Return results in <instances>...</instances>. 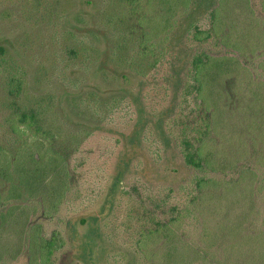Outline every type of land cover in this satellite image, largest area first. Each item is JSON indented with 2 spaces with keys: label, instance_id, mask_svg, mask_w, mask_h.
<instances>
[{
  "label": "rangeland",
  "instance_id": "374dc122",
  "mask_svg": "<svg viewBox=\"0 0 264 264\" xmlns=\"http://www.w3.org/2000/svg\"><path fill=\"white\" fill-rule=\"evenodd\" d=\"M94 9L86 0H0V42L25 44V55L9 47L26 71L22 100L46 118L39 152L56 151L41 164L0 153V264H34V231L51 242L47 264H152L135 249L139 226L186 206L183 236L149 240L154 262L177 264L176 247L191 243L193 264H264V0H193L175 33L174 45L190 25L206 29L207 41L187 38V54L223 57L207 73L210 128L188 58L174 63L169 52L130 79L97 69L90 43L105 41L85 29ZM85 41L84 54L71 52ZM4 100L0 78V115ZM140 107L145 124L127 142ZM196 123L219 167L206 173L215 182L203 198L181 150L183 129L193 142Z\"/></svg>",
  "mask_w": 264,
  "mask_h": 264
},
{
  "label": "trees",
  "instance_id": "16d2710c",
  "mask_svg": "<svg viewBox=\"0 0 264 264\" xmlns=\"http://www.w3.org/2000/svg\"><path fill=\"white\" fill-rule=\"evenodd\" d=\"M86 2L95 7L90 24L88 23V26L85 27L86 32L98 35L105 41L104 48L95 42L90 43L91 46L95 45L97 56L93 60V64L97 61V69L102 73L112 70L114 75L130 79L137 76L144 77L169 52L174 63L182 56L188 58L187 63L190 64L188 72L193 81L197 83V97L201 100L202 112L205 114L203 124L210 128L212 108L207 91V73L212 67L219 68L218 65L223 57H215L207 52H203L202 55H199L198 52L187 54L192 48V45L187 42L188 37H191L190 41L197 43L207 41L212 37L210 31L197 25H190L187 33L178 40V44H173L177 29L182 27L183 20L191 11L193 0H86ZM214 13L217 22L219 10L216 9ZM75 28L80 31L77 27ZM80 28L82 29V27ZM216 28L215 26V30ZM10 45L7 46L0 42V78L4 79L7 91V100L1 103L2 108L8 107V114L0 115V128L7 127L8 129L0 134V153L9 152L15 161L27 155L37 164L46 163L56 155V151L52 150V147V149L48 148L46 156L39 152L40 142H45L50 138L48 130L45 128L46 118L43 117L37 106L23 102L22 94L26 92L27 83L25 67L21 58L14 55L9 48L17 50L19 55H25L23 53L25 44L19 43L17 40L11 42ZM78 45V50L73 49L71 52L84 54L88 48L87 42L78 43ZM184 49L185 52H183ZM188 91L189 89L186 92ZM136 98L137 96H133L135 103ZM141 109L140 107L138 110V120L133 132L130 135H123L127 142H131L132 138L137 135L141 124H145L144 121H141ZM262 116L261 120L263 121L264 115ZM201 127L198 123L191 127L190 134L193 136V142H191L192 139L188 132L183 129L181 150L186 164L197 172L195 173V176L198 177L196 184L201 192L199 196L203 198L205 190L215 182V178L206 173L216 171L219 167L208 155L207 139L200 137ZM36 148L38 149L36 150ZM247 171L255 172L248 169ZM193 207V210L192 208L189 210L191 215H194V210H198L199 205H193ZM187 210V206L182 208L165 222L158 219L156 227L139 226L140 232L137 247H135L137 252H141L145 258L150 259L152 264H159V262H154L155 251L152 247L150 248L149 240L163 235L168 237L183 236L177 226ZM201 232L203 235H207L204 227ZM27 236H29V244L33 249L34 264H47L53 250L51 242L46 240L40 231H34ZM187 245L188 247L185 249L176 247L175 260L177 264H193L192 254L196 251V247L191 243Z\"/></svg>",
  "mask_w": 264,
  "mask_h": 264
}]
</instances>
